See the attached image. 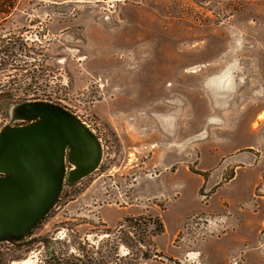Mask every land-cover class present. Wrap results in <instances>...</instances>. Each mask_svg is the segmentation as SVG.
<instances>
[{
	"label": "rangeland",
	"instance_id": "374dc122",
	"mask_svg": "<svg viewBox=\"0 0 264 264\" xmlns=\"http://www.w3.org/2000/svg\"><path fill=\"white\" fill-rule=\"evenodd\" d=\"M61 1L0 26V136L53 111L88 137L1 264H264V0Z\"/></svg>",
	"mask_w": 264,
	"mask_h": 264
},
{
	"label": "water",
	"instance_id": "95a60500",
	"mask_svg": "<svg viewBox=\"0 0 264 264\" xmlns=\"http://www.w3.org/2000/svg\"><path fill=\"white\" fill-rule=\"evenodd\" d=\"M42 116L0 136V169L12 172L0 179V231L8 227L22 233L16 230L27 229L46 210L60 179L61 144L85 142L86 133L72 118L53 111ZM10 200L16 204L7 209Z\"/></svg>",
	"mask_w": 264,
	"mask_h": 264
},
{
	"label": "trees",
	"instance_id": "16d2710c",
	"mask_svg": "<svg viewBox=\"0 0 264 264\" xmlns=\"http://www.w3.org/2000/svg\"><path fill=\"white\" fill-rule=\"evenodd\" d=\"M21 0H0V26H2L11 16L16 6L19 4ZM56 3L62 2L61 0H54ZM126 222L137 224L138 226H143L144 230L149 227H153L152 235L153 237L162 233L164 230L163 223L159 216L150 217V216H139V217H125L123 221L119 224L118 229L122 227ZM24 235L22 233H13L6 234L4 240H8L10 244H15L17 246H21L20 241H23ZM145 258H148V254L145 253ZM2 255L0 254V264ZM80 260V259H78ZM81 264H87V262L80 260ZM39 264H77L74 261H68V259H62L55 256H51L49 258L43 259Z\"/></svg>",
	"mask_w": 264,
	"mask_h": 264
},
{
	"label": "flooded vegetation",
	"instance_id": "af4514ba",
	"mask_svg": "<svg viewBox=\"0 0 264 264\" xmlns=\"http://www.w3.org/2000/svg\"><path fill=\"white\" fill-rule=\"evenodd\" d=\"M36 121V120H35ZM28 125V123H26V124H21L20 126H27ZM12 174V172H10V171H7V170H5V169H0V177L1 178H7V177H9L10 175Z\"/></svg>",
	"mask_w": 264,
	"mask_h": 264
},
{
	"label": "bare ground",
	"instance_id": "6f19581e",
	"mask_svg": "<svg viewBox=\"0 0 264 264\" xmlns=\"http://www.w3.org/2000/svg\"><path fill=\"white\" fill-rule=\"evenodd\" d=\"M264 115V113L260 114L259 117H262Z\"/></svg>",
	"mask_w": 264,
	"mask_h": 264
}]
</instances>
